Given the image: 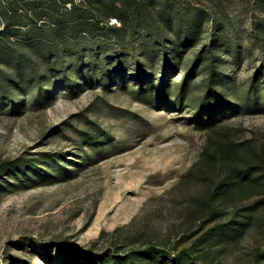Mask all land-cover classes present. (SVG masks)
<instances>
[{
  "label": "rangeland",
  "instance_id": "obj_1",
  "mask_svg": "<svg viewBox=\"0 0 264 264\" xmlns=\"http://www.w3.org/2000/svg\"><path fill=\"white\" fill-rule=\"evenodd\" d=\"M263 3L214 2L218 23L230 33L233 48L220 54L221 70L231 83L224 89H233L235 76L244 97L264 66L260 42L251 30L252 23L264 20ZM16 7L24 8L20 0H0V38L25 42V28L3 33L13 22L9 10ZM157 40L155 32L145 28L84 36L83 47L97 43L100 56L112 63L121 56L131 66L129 72L113 74L109 89L98 82L80 83L75 91L58 88L47 96L45 106L33 103L27 92L18 97L19 112L11 113L9 105L0 108V165L49 151L66 158L55 178L26 174L19 183L10 177L0 191V264H83L77 259L81 251L126 253L151 244L185 253L201 264H254L256 253L264 252V205H257L264 199V174L255 173L254 181L218 198L214 190L224 166L203 159V153L214 148L211 140L222 135L240 145L235 167L255 160L264 143V97L260 108L229 115L214 130L202 128L193 122L191 105L208 79L205 66L190 79L184 99L178 97L183 74L161 67ZM83 50L68 40L56 49L66 62H76ZM137 57H146L140 61L151 69L139 74ZM139 76H151L156 93L140 90ZM163 85L171 90L168 100L176 102L174 107L156 104ZM86 119L110 133V140L89 152L90 161L79 157L77 145V129H86Z\"/></svg>",
  "mask_w": 264,
  "mask_h": 264
},
{
  "label": "trees",
  "instance_id": "obj_2",
  "mask_svg": "<svg viewBox=\"0 0 264 264\" xmlns=\"http://www.w3.org/2000/svg\"><path fill=\"white\" fill-rule=\"evenodd\" d=\"M206 1L212 3L200 5L197 4L200 1L192 0H20L24 8L9 10L13 22L7 23L3 33L17 27L25 28L26 41L0 38V108L9 105L11 113L19 112L18 97L27 92L31 94L33 103L45 106L47 96L56 93L58 88L75 91L80 83L89 85L98 82L102 88L109 89L112 75L125 74L131 66H126L128 64L121 56L115 63L109 62L100 56L97 43H89L83 47L80 39L99 32L118 35L138 33L143 28L148 33L155 32L158 37L157 47L164 60L161 67L165 71L174 68L173 72L183 74L178 97L184 99L190 79L205 66L208 79L200 90V96L191 105L194 123L214 130L229 115L260 108L261 98L264 97V66L256 71L245 97L241 96L239 87H236L235 76L231 79L233 89H224L231 83L221 70L224 61H221L220 54L224 48H228L227 51L233 50L228 40L230 33L223 23H218L219 16L216 13L219 6L214 2L221 0ZM68 4L70 8H66ZM113 19L118 23L112 24ZM260 23H252L251 30L260 42L264 58V20ZM66 40L77 42L78 47L84 48L76 62H66L56 51ZM196 48L198 51H194ZM88 50L92 55H86ZM189 52H193L192 55ZM240 52L237 49V58ZM93 54L99 59L96 60ZM140 59H147L139 57V61L135 63L140 69L139 74H142L144 68L151 69L152 66ZM188 59L192 60L191 63H186ZM52 62H59L60 65L57 67ZM74 72H77L76 76ZM139 78L142 80L140 90L156 93L151 76ZM49 83L54 84L52 89L47 87ZM157 92L158 106H175L176 102L168 100L171 92L169 87L163 85ZM85 125L86 129H77L81 159L87 158L96 145L110 140V133L98 123L86 119ZM211 143L214 148L203 153V159L222 162L224 166V173L214 190L218 198L226 197L234 188L254 181L256 177L252 176L255 173L261 171L264 174V143L254 161L238 167L234 164L238 157L239 143L231 139L224 140L222 135L211 140ZM64 159L66 160L61 153L49 151L37 157H18L0 165V175L5 177V183L0 181V191L8 187L10 177L17 179L19 183L26 174L55 178L63 171V168L58 170L57 167L62 162L66 163ZM86 160H93V157ZM257 205H264V199ZM237 223L240 228L247 227L244 222ZM79 255L77 259L82 260L83 264H201L185 253L161 250L154 244L126 253L110 250L95 253L88 250L81 251ZM263 261L264 252H257L254 264H261Z\"/></svg>",
  "mask_w": 264,
  "mask_h": 264
}]
</instances>
